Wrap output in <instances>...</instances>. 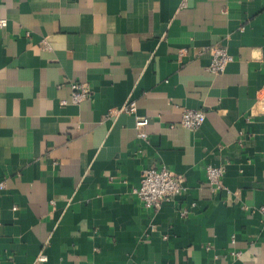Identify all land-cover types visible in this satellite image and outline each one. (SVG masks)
<instances>
[{"label": "crops", "instance_id": "crops-1", "mask_svg": "<svg viewBox=\"0 0 264 264\" xmlns=\"http://www.w3.org/2000/svg\"><path fill=\"white\" fill-rule=\"evenodd\" d=\"M182 1L0 0V264H264V0ZM151 165L187 187L156 211Z\"/></svg>", "mask_w": 264, "mask_h": 264}, {"label": "built area", "instance_id": "built-area-1", "mask_svg": "<svg viewBox=\"0 0 264 264\" xmlns=\"http://www.w3.org/2000/svg\"><path fill=\"white\" fill-rule=\"evenodd\" d=\"M187 0L182 1V6L186 5ZM8 24L7 18H0V28L6 27ZM44 46H48L46 39L42 41ZM211 62L208 65V70L213 74H218L226 69L227 64L232 60V56L223 46L211 47ZM72 96L71 99L75 103H80L92 95V88L88 82H71ZM264 98V95L261 96ZM66 103V100H63ZM133 113L136 116V126L139 129L141 138H148V133L143 129L148 123L147 116L136 115L137 103L134 100H129L124 106L117 109ZM206 120V113L202 109L185 108L182 112L181 124L188 129L195 130L199 128ZM225 173L224 166L206 165V176L213 190L225 189L223 176ZM3 184H0L2 187ZM187 190L185 178L182 174L172 172L165 165H151L147 167L138 186L133 188V193L141 202L146 210L156 211L161 208L164 201L171 198H177ZM264 211V206L261 207ZM183 213H186L184 211ZM234 255H239L240 252H233ZM38 259L47 261L48 256L42 253Z\"/></svg>", "mask_w": 264, "mask_h": 264}]
</instances>
